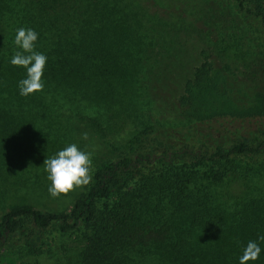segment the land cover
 I'll list each match as a JSON object with an SVG mask.
<instances>
[{
    "label": "trees",
    "instance_id": "trees-1",
    "mask_svg": "<svg viewBox=\"0 0 264 264\" xmlns=\"http://www.w3.org/2000/svg\"><path fill=\"white\" fill-rule=\"evenodd\" d=\"M230 2L229 12H213L224 33L244 23L264 56V0ZM198 16L169 0H0L1 166L62 147L58 137L34 139L22 109L29 102L93 107L98 116L81 118L105 135L102 116L110 122L142 84L174 78L172 102L184 119L178 135L150 116L135 125L66 209L14 203L0 215V264H41L25 254H49L51 264H239L247 242L264 235V91L230 80L232 51L189 32ZM19 27L39 33L35 50L48 57L43 90L27 97L17 87L26 70L9 63L17 47L2 33L15 36ZM189 53L195 63L183 74L171 68ZM204 122L211 124L197 125ZM252 178L248 195H222L232 180ZM74 234L72 245L56 248V238ZM249 264H264V251Z\"/></svg>",
    "mask_w": 264,
    "mask_h": 264
},
{
    "label": "rangeland",
    "instance_id": "rangeland-1",
    "mask_svg": "<svg viewBox=\"0 0 264 264\" xmlns=\"http://www.w3.org/2000/svg\"><path fill=\"white\" fill-rule=\"evenodd\" d=\"M173 4H178L187 11L199 12L198 18L195 17L189 24V32L194 34V38L200 42L209 45L210 42L215 49H230L232 54L226 56L229 58L230 70H227L230 80L236 84L241 85L243 89L261 90L264 91V56L261 53L258 42L253 39V35L244 30L245 24L240 22V28H236L229 37L224 33L222 27L223 21L217 17L219 14L229 12L232 9L230 0H169ZM11 12V11H9ZM213 12H215L214 15ZM204 13L207 20L200 21L201 14ZM8 18V17H7ZM3 19L1 23L6 20ZM240 19V18H237ZM211 26H216L212 29ZM4 29H7L4 26ZM222 31H219V30ZM213 30L216 35H213ZM12 30H8L10 32ZM4 42L11 43L14 40V34L11 35L3 32ZM224 34L227 36L224 38ZM230 45V46H227ZM7 47H11L8 45ZM6 47V48H7ZM246 51L243 54V51ZM236 51L237 53H234ZM239 55V56H237ZM216 58V57H215ZM180 61L182 67L172 65L173 70L182 71L187 69L191 64H194L195 54L185 55ZM226 58L222 56L217 57V65H223ZM165 69L169 64L164 65ZM178 68V69H177ZM180 73V72H179ZM176 77V73L174 74ZM167 82V83H166ZM163 85H160L162 84ZM180 79H170L163 81L160 77L155 79L149 87L137 89V95L133 96L134 100L126 102L125 107L119 106V112L115 115L111 111L109 121L104 120L102 116V123L106 127V134H98L88 124L87 120L81 118V115L98 116V113L93 107L87 105L72 104L67 102L60 103H27L22 108L27 117L25 121L29 125L34 126V139L59 138L58 144L63 148L70 144L76 143L80 148L92 154V171L96 164L102 160L113 159L118 156V148L122 149L130 136V130L135 128L142 120L148 116L153 121H157L165 127H169L176 135L175 130H181L184 125V119H181L177 105H173V96L178 93V85ZM24 115V114H23ZM30 116V118H29ZM180 117V118H179ZM106 119V118H105ZM186 121V120H185ZM201 125L211 124L210 122L197 123ZM234 129V126H231ZM88 133V139H82V134ZM38 142V141H37ZM53 148L55 141H50ZM7 146V143L5 144ZM62 147L60 149H62ZM116 147V148H115ZM58 149V150H60ZM56 150V152L58 151ZM13 151H10L11 153ZM55 152V153H56ZM55 153L47 157L53 156ZM15 154H12V156ZM23 156L24 158H12V165H0V215L10 209V207L17 202H28L38 208H46L51 210H63L68 208L75 197L81 192L85 191L87 185L75 188L67 194H61L59 197H52L48 192L50 181L47 179V173L44 170L43 164L47 157L44 154L32 158L33 155ZM232 180L230 184L224 185L221 191L225 198H235L239 195L246 196L249 194V181L253 180ZM259 185H263L264 176L260 177ZM255 186V182L250 183ZM220 188V186H219ZM74 235L68 237L69 242L61 241L58 238L56 248L63 245H72L71 241ZM61 253V252H60ZM29 260L39 262L41 264H51L55 258H51L49 254L40 256H31L25 254ZM56 256V254H55ZM57 257V256H56Z\"/></svg>",
    "mask_w": 264,
    "mask_h": 264
},
{
    "label": "clouds",
    "instance_id": "clouds-1",
    "mask_svg": "<svg viewBox=\"0 0 264 264\" xmlns=\"http://www.w3.org/2000/svg\"><path fill=\"white\" fill-rule=\"evenodd\" d=\"M39 33L32 28L19 27L15 31L14 51L9 63L26 70V76L18 81L19 95L27 97L44 88V71L48 57L35 50ZM82 139H88V133L82 134ZM47 179L51 182L48 192L52 197L67 194L75 188L85 186L92 179V154L76 143H70L58 150L53 156L47 157L43 164ZM264 235H258L256 240H249L238 257L239 264H249L257 261L264 249L260 246Z\"/></svg>",
    "mask_w": 264,
    "mask_h": 264
}]
</instances>
